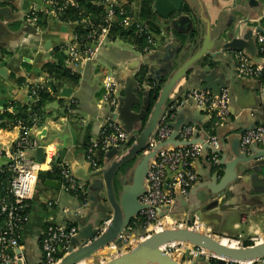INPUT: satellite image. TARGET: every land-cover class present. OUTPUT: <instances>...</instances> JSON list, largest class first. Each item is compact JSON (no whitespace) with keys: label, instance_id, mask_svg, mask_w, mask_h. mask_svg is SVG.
<instances>
[{"label":"crops","instance_id":"0c3cea01","mask_svg":"<svg viewBox=\"0 0 264 264\" xmlns=\"http://www.w3.org/2000/svg\"><path fill=\"white\" fill-rule=\"evenodd\" d=\"M184 1L186 6L193 8L181 15H187L192 20L191 32L188 33L189 28L183 31L169 30L160 20L161 32L155 34L157 47L148 54L140 52L136 46L118 37L112 38L98 59L88 65L82 74L78 73L81 76L80 85L76 89L65 87L62 90L60 100H65V104L60 105L56 101L47 106L48 117L44 125L35 131L40 146L45 149L44 159L47 152L53 153L59 164L68 166L82 183L86 200L81 198L84 191L76 196L68 194L62 187H52L48 180L39 176L29 223L21 240L27 264H39L42 261V239L48 226H75L79 231L78 238L84 244L90 242L96 230L102 228L105 231L112 220V207L107 199L104 180L106 158L102 157L97 171L92 170L86 161L89 143L99 137L110 113L102 103L104 80L108 76H114L120 89H125L133 81L138 88L137 77L144 68L147 76L165 84L200 50L204 42L209 46L220 36L227 39L228 27L233 23L231 18L236 17L235 11L241 8L246 10L254 21L257 20L259 11L257 3L249 6L250 0ZM141 2L142 0H121V5L132 4L139 19ZM255 2L264 6V0ZM44 6L42 0H0V107L11 102L30 104L32 88L48 84L44 66L58 63L61 57L66 58V47L76 40L77 23L64 24L59 18L43 13H38L42 18L36 26L27 23L26 16L33 10L43 11ZM193 32H196L198 46L192 47L183 55V43L190 39ZM207 38L208 41H205ZM229 64L228 68L220 71L212 60L206 64L199 62L180 86L183 87V95L196 87L216 89L221 84L232 82L233 98L226 121L229 124L215 130L216 134L225 138V152L230 156L237 135H230L228 132L240 131L252 124L253 119L248 118L246 113L257 112V123L264 124V85L259 80L238 78L236 63L231 59ZM225 72L228 73L226 77ZM67 89L73 92L70 98L63 97ZM136 93L141 100L134 107V111L138 113L143 97L142 92ZM71 98L76 100L77 108L70 111ZM192 117L195 119L194 123L190 122ZM180 120L183 125H196L205 129L212 123L209 115L199 113L194 108H188ZM209 132H213V129ZM18 135V130L2 132L0 148L8 146ZM38 150L32 153L35 161ZM263 150V146H258L254 149V154H260ZM209 161L212 162L211 159ZM253 167L255 169L252 172L241 175L244 180L234 192H226L220 197L210 196V199L203 201L199 210L190 214L188 209L186 214L199 215L213 235L237 240L240 244L243 242V246L245 242L256 244L264 241V158L254 161ZM197 172L200 181L204 180L205 184L193 189L189 200L191 202L205 194L208 184L213 183L211 177L214 173L210 172L208 162L202 158L197 162ZM49 180L61 183L50 178V174ZM88 184L96 185L97 188L88 190ZM78 208L82 210V214L75 216ZM182 215L185 216L183 213L180 216L183 217ZM218 262L219 260H198L195 264Z\"/></svg>","mask_w":264,"mask_h":264},{"label":"built area","instance_id":"2783aa9c","mask_svg":"<svg viewBox=\"0 0 264 264\" xmlns=\"http://www.w3.org/2000/svg\"><path fill=\"white\" fill-rule=\"evenodd\" d=\"M42 2L45 5L43 11L33 10L26 16L29 25H37L38 13L59 18L68 5L76 6V0H67L64 5L56 0H42ZM95 3L105 8V22L103 25L97 26L91 43L83 46L76 39L74 43L66 47L65 65L67 68L74 73L82 74L88 65L98 59L103 48L111 40L112 22L116 18L118 9H120L119 16L122 17L121 25L124 30H134L137 34L146 36L147 44L143 53L148 54L156 49V35L151 33L149 28L136 17L132 4L121 5V0H96ZM81 24L90 28L94 26L89 18L84 19ZM258 43L260 52L264 53V48L261 47L264 44L263 35H259ZM235 60L238 64L236 72L240 78L261 81L264 76V65L254 64L242 52L235 54ZM117 85L118 82L114 76H108L103 83L102 103L108 107L110 113L99 137L91 140L86 150V161L94 171L100 169L99 153L105 155L113 148L123 147L129 142L127 133L111 118L118 106L115 96ZM36 93V89L33 88L30 92L31 101L34 100ZM178 95L177 87L160 116L155 135L144 154H150L160 144H164L172 138L174 134L172 125L176 122L178 111L187 105L204 109V113L216 121L215 128L223 126L229 118L230 94L227 90L222 91L219 96L210 91L198 89H191L180 98ZM7 111L14 112L11 107ZM5 112V106L0 107V115ZM4 123L5 121L0 120V125ZM14 130L19 131L17 139L5 148H0V264H27L21 240L29 223L35 187L40 173L51 174L54 172V168H57L61 176L62 189L66 193L76 196L84 191L82 183L75 177L72 170L56 161L55 154L47 152L44 163L42 165L36 163L32 153L41 148L39 137L35 132L38 130L37 125L24 129L21 122H17L11 130L0 128V134ZM197 132L198 129L194 126L183 127L176 142H191ZM263 141L264 127L259 126L255 131L243 135L242 151L246 152L252 144H262ZM208 143L211 147L218 148V139L215 134H209ZM202 153V144L179 147L170 145L157 153L148 171L146 193L140 199L144 210L119 236L123 239V243H127L125 249L131 250L154 234L167 230L188 229L202 234L212 233L197 214L190 218L187 216L180 218L178 215L172 214L178 195L187 198L191 190L200 182L196 171V161L201 158ZM211 160L214 165H217L220 158L214 155ZM161 213H165V215L160 217ZM74 214L78 216L82 214V210L78 208ZM137 228L143 230L141 236L137 238L130 236V233ZM77 234L78 229L75 226L56 224L48 226L42 239L43 257L39 264H60L62 259L68 255L71 243ZM237 244L239 243L237 242ZM111 249L116 250V254L110 252L107 257L101 258L100 264L109 261V257L121 256L127 252L121 250V247L116 244H112ZM162 250L182 264H195L198 260L206 262L219 260L205 249L183 243L168 244ZM81 264H88V262ZM89 264H95V262L91 261ZM226 264H264V259L258 263L226 261Z\"/></svg>","mask_w":264,"mask_h":264},{"label":"water","instance_id":"95a60500","mask_svg":"<svg viewBox=\"0 0 264 264\" xmlns=\"http://www.w3.org/2000/svg\"><path fill=\"white\" fill-rule=\"evenodd\" d=\"M250 1V7L253 3H257L256 7L257 9L259 8L256 21H254L250 14L242 8L235 11L236 17L231 18L233 23L228 27L226 34L227 39L220 36L219 39L209 46L204 42L200 50L182 66V69L179 72L165 82V84L160 81H155L152 77L148 76V79L151 82H155L156 85L154 84V87L149 84H145L141 87L138 83L139 87L136 88L135 81L129 82L123 90L120 89L119 84L117 85L115 96L118 101V106L111 118L127 133L129 142L123 147L113 148L105 155H102L101 153L98 154L100 162L102 161V157L105 156V165L107 164L109 166L105 170L104 180L107 199L113 210V217L105 231L101 228L94 232L90 242L83 244L77 234L71 243L68 255L62 259L60 264H81L90 259H95L101 252L109 249L112 244H116L118 247L123 244L124 241L122 238H119V236L144 210V206L141 204L140 199L146 193V180L151 162L156 158L157 153L161 149H165L170 145H178L179 147L190 146L192 144H202L203 153L201 158L208 162L210 172L214 173L211 177V182L213 183L208 184L207 192L201 197H197L193 202L189 201L192 191L197 186L205 184L204 180H201L191 190L190 195L187 198L178 195L177 202L172 209V214L178 215V217H181L177 212L178 205H181L186 209L192 207L190 214H193L196 210L200 209L205 199H210V196L220 197L226 192H234L239 188L240 182L244 180V178H241V175L252 172L255 169L253 167V162L264 158V150L260 154H254V149L256 147L263 146L264 148V141L262 144H252L246 152L242 151L241 148V141L244 134L255 131L259 126L264 127V124L257 123V112L252 111L246 113L248 118L251 117V119H253L250 126L240 131L229 130L228 134L237 135V138L233 142L232 155L229 156L225 152L226 142L224 140L225 138H222L223 136L215 133L218 139V148H213L208 143L210 133L207 128H200L196 125L189 124L183 125L180 117L188 108H194V110L199 113L205 112L204 109H198L191 105H187L178 111L176 122L172 125L174 128L172 138L168 142L160 144L155 150L150 152V154H144L150 141L155 135L160 116L167 106L171 94L178 87V98L184 95H182L183 87L180 85L182 82L186 81L195 64L199 62L206 64V62L212 60V62L218 67V70L221 71L222 68H228L230 65L229 60L232 59L236 63L237 68L238 64L235 60V54L242 52L247 55L254 64L264 65V53L260 52V45L258 43L259 35L264 36V6L261 7L260 3L255 2V0ZM154 8L155 13L159 16L160 20L166 24L169 30L178 29L183 31L184 29L187 30L189 28L188 33L192 31V20L187 15L181 16L182 14L184 15L185 13H188L190 9H193L190 5L186 6L184 0H155ZM223 33L225 32L223 31ZM195 35L196 32H193L190 39L183 43V55L188 53L192 47L198 46ZM205 41H208V38ZM261 47L264 48V44ZM225 73L224 76L226 77L228 73ZM237 77L240 78L238 75ZM231 83V81L226 82L216 89L202 87H196L193 89L210 91L216 96L221 95L222 91L227 90L230 94L231 106L233 98ZM156 86L158 88L160 87V90L158 94L154 93L153 95L155 105L152 107L150 98ZM136 91L143 92V104H141L142 106L138 113L134 111V107L135 105H138L141 100ZM72 93V90L67 89L64 91L63 97L70 98ZM123 93H125V97H123ZM242 114L244 115L245 113ZM143 123L145 124L144 126ZM137 124L140 125V135L135 136L132 131ZM226 124L229 123L225 122L224 125ZM187 126H194L198 129L194 139L188 143H180L179 141L177 143L176 139L179 132L183 127ZM132 141L133 144L130 146ZM44 151L45 149L43 147L39 148L36 157L37 164L42 165L44 163ZM64 153L65 152H63V156ZM214 155H217L220 158L217 165H214L213 162L209 161ZM197 162L198 160L196 161V171ZM40 177L48 180L50 186L61 189L62 184L49 180L48 173H40ZM117 177L122 186L131 183L121 195L120 200H117L114 188V183ZM131 178L132 182H129V179ZM87 187L88 190H95L97 188L96 185L89 184ZM85 192L86 191L81 195L83 201L86 200ZM125 214L128 215L127 218L124 216ZM183 214L188 218L191 217L189 213L186 214L185 211ZM164 215L165 213H161L160 217ZM132 237L136 238L135 235ZM217 238L220 240L224 239L213 235V233L202 234L188 229L167 230L159 234H154L152 237L141 242L121 256L111 257V259L104 264H182L164 253L162 250L164 246L172 243H183L205 249L219 259L218 264H225L226 261L237 263H258L260 260L264 259V241L250 247L241 248L238 247V245L224 246L216 240ZM110 252L101 258L107 257Z\"/></svg>","mask_w":264,"mask_h":264},{"label":"trees","instance_id":"16d2710c","mask_svg":"<svg viewBox=\"0 0 264 264\" xmlns=\"http://www.w3.org/2000/svg\"><path fill=\"white\" fill-rule=\"evenodd\" d=\"M56 1L61 5H64L67 0ZM95 1L96 0H76V6L68 5L59 17V20L64 24H78L76 39L83 46L93 41V35L95 34V31H97V26L103 25L105 22V8L103 6H98ZM154 4L155 0H142L139 20L149 28L151 33L160 34V18L155 13ZM119 12L120 9L116 10V18L112 22L111 39L118 37L127 43L136 46L140 52H144V48L147 44L146 36L143 34H137L134 30H124L121 25L122 17L119 16ZM38 17L39 22L42 16L39 15ZM87 18H89L90 22L94 25L93 28L81 24V22ZM65 61L66 58L61 57L58 63H50L44 66L43 70L48 76V84L43 87H34L37 93L30 104L21 105L18 102H11L5 105L6 112L0 115V120L5 121V123L0 125V128L11 130L15 127L17 122H21L24 129L32 128L34 125L42 127L48 117L46 111L47 106L56 101H59L60 105L65 104V100H60L62 90L65 87L76 89L81 82V76L67 68ZM137 81L141 87L145 84L153 85V87L156 85L155 82H151L148 79L147 71L144 68L139 72ZM261 82L264 85V76L261 79ZM159 90L160 87L158 88L156 86L154 92L151 94L150 101L152 107L155 105L153 95L154 93L158 94ZM69 103L70 110H75L77 108L75 99L71 98ZM10 107L13 109V113L7 111ZM66 111L69 110L67 109ZM215 123L216 121L212 120L211 126L207 128L208 131L213 129V132H210L212 134H215ZM132 144L133 141L130 143V146H132ZM50 178L61 181L60 172L57 168H54V172L50 174ZM253 245L254 242L244 243V247H250Z\"/></svg>","mask_w":264,"mask_h":264},{"label":"rangeland","instance_id":"374dc122","mask_svg":"<svg viewBox=\"0 0 264 264\" xmlns=\"http://www.w3.org/2000/svg\"><path fill=\"white\" fill-rule=\"evenodd\" d=\"M190 122H192V123H194L195 122V119L192 117L191 119H190ZM133 134L135 135V136H138V135H140L139 134V132H140V125H135V127H134V129H133ZM105 167L106 168H108V165L106 164L105 165ZM129 182H132V178L131 179H129ZM114 185H115V193H116V198H117V200H120V197H121V195L124 193V191L128 188V186H130L131 185V183H129L128 185H124V186H122L121 185V183H120V180H119V178L117 177L116 178V181H115V183H114ZM192 208V207H191ZM191 208H183L181 205H178V207H177V212L181 215L184 211H186V210H191ZM112 213H113V210H112ZM127 214H125L124 216L127 218L128 217V215L126 216ZM181 218V217H180ZM143 232V230L140 228V229H136L135 231H133V232H131L130 233V236H133V235H135L136 236V238L137 237H139V236H141V233ZM224 239H227V238H224ZM263 239H264V236H263ZM228 240H230V244L232 245V246H236V245H238V247H244L243 246V242H242V244H237V240H232V239H228ZM235 243H234V242ZM258 243H260V242H258ZM127 246V243L125 242V243H123L120 247H121V250H123V251H129V250H127V249H125V247ZM110 249V248H109ZM109 249H106L104 252H101L96 258H95V260L94 259H90L89 261H87L88 262V264L91 262V261H93L94 260V262H95V264H100V261H101V257L102 256H104L105 254H108V252H110V250ZM111 252H113L114 254H116V250H114V249H111ZM124 254V253H123ZM111 259V257H109L108 258V260H110ZM84 263V262H83Z\"/></svg>","mask_w":264,"mask_h":264},{"label":"bare ground","instance_id":"6f19581e","mask_svg":"<svg viewBox=\"0 0 264 264\" xmlns=\"http://www.w3.org/2000/svg\"><path fill=\"white\" fill-rule=\"evenodd\" d=\"M217 241H219L220 243H222V245H224V246H232L231 244H230V240H228V239H219V238H217L216 239Z\"/></svg>","mask_w":264,"mask_h":264}]
</instances>
